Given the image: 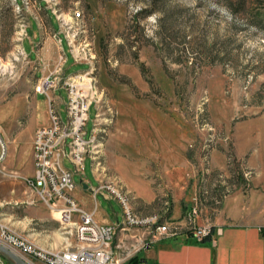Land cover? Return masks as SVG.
Masks as SVG:
<instances>
[{
  "label": "rangeland",
  "instance_id": "374dc122",
  "mask_svg": "<svg viewBox=\"0 0 264 264\" xmlns=\"http://www.w3.org/2000/svg\"><path fill=\"white\" fill-rule=\"evenodd\" d=\"M73 11L85 24L74 23ZM51 17L75 35L77 63L60 35L66 74L90 69L95 80L86 131L94 127L99 181L121 186L132 206H144L135 194H154L165 220L170 181L191 187L188 205L196 202L198 216L226 196L249 197L253 181L264 178V0H0V131L17 158L49 123L35 87L61 53ZM36 23L41 59L33 61L26 34L38 33ZM55 96L65 120L66 93ZM8 161L0 169V220L50 252L77 246L74 226L27 187L32 166L19 170ZM84 177L91 180L89 158ZM79 180L75 174L76 186ZM97 199L121 218L115 200Z\"/></svg>",
  "mask_w": 264,
  "mask_h": 264
},
{
  "label": "built area",
  "instance_id": "2783aa9c",
  "mask_svg": "<svg viewBox=\"0 0 264 264\" xmlns=\"http://www.w3.org/2000/svg\"><path fill=\"white\" fill-rule=\"evenodd\" d=\"M25 1V0H24ZM75 24H85L82 12L73 11ZM75 63L74 38L68 32V23L58 22ZM61 42L59 34L55 36ZM67 57L61 46L53 68L41 77L35 87V95H44L49 123L35 129L32 137L33 175L25 179L27 187L44 204L60 213L62 223L74 226L75 247H67L58 252L43 249L25 236H22L0 220V245L27 261L41 264H124L141 250L151 248L163 238L174 237L186 231L197 240L210 236L212 225L209 222L198 224V206L192 205L186 215L185 224L162 219L157 213L138 214L131 203V197L114 182L98 181L89 190L94 197L102 196L115 200L121 208V221L109 225L97 224L92 213L80 208L73 197L76 184L74 175L84 176V162L92 161L96 144L94 127L90 134L86 131L88 112L93 105L97 88L92 71L86 69L66 74L64 66ZM57 90H64L66 99V119L60 113V102L55 96ZM8 157V143L0 131V169ZM71 165V169L65 163ZM60 202V204H56ZM121 233V239L116 241ZM114 249L119 254L114 255ZM0 264H8L0 253Z\"/></svg>",
  "mask_w": 264,
  "mask_h": 264
},
{
  "label": "crops",
  "instance_id": "0c3cea01",
  "mask_svg": "<svg viewBox=\"0 0 264 264\" xmlns=\"http://www.w3.org/2000/svg\"><path fill=\"white\" fill-rule=\"evenodd\" d=\"M50 25L53 29L51 32L52 39L55 40V36L61 35V30L55 27L52 17ZM36 26L38 33H34L30 37L26 34L31 45V53H35L33 61L41 59L35 49L39 43L40 24L36 23ZM52 41L46 45V48L49 49L47 59L45 58L47 62L54 60V52L51 47L54 42ZM29 55L32 59V55ZM8 158L9 167L16 166L20 170L26 162L32 166L31 143L26 148L24 156L18 158L14 150L10 151L8 146ZM250 161L251 159H249ZM256 171L262 170L256 169ZM32 175L33 166L29 177ZM98 181L91 160V180L82 176L79 180V186H76L73 192V197L78 206L92 213L97 224L109 225L121 221L116 213L108 216L102 209V203L90 193L89 188L97 184ZM253 182V191L246 200L242 197L240 198L241 201L236 193L234 196H226L218 208L204 207L203 212L197 218V222L201 224L208 221L212 225L210 236L199 241L191 233L183 231L174 237L159 240L149 249L141 250L124 264H264V235L261 231L264 228V178L260 176L258 180L255 179ZM168 184L172 191V199L166 220L184 225L186 215L192 206V204L188 205V201L191 199L188 191L191 187L189 189L185 182L173 185L170 181ZM134 198L143 202V207L133 205L134 210L140 215L154 214L160 208L158 204H154V194H146L143 197L135 194ZM56 204L58 205L60 202ZM28 236L34 235L28 234ZM121 237L122 235L119 233L116 241ZM113 252L115 256H118L119 252L116 249ZM6 262L13 264L9 259Z\"/></svg>",
  "mask_w": 264,
  "mask_h": 264
},
{
  "label": "water",
  "instance_id": "95a60500",
  "mask_svg": "<svg viewBox=\"0 0 264 264\" xmlns=\"http://www.w3.org/2000/svg\"><path fill=\"white\" fill-rule=\"evenodd\" d=\"M0 253L7 259H9L13 264H28L20 256L16 255L15 253H13L2 245H0Z\"/></svg>",
  "mask_w": 264,
  "mask_h": 264
},
{
  "label": "trees",
  "instance_id": "16d2710c",
  "mask_svg": "<svg viewBox=\"0 0 264 264\" xmlns=\"http://www.w3.org/2000/svg\"><path fill=\"white\" fill-rule=\"evenodd\" d=\"M238 182H239V180H238ZM237 182V183H238ZM216 193H218V191L216 190V191H214V194H216ZM225 196V195H224ZM261 231H262V235H264V228L263 229H261Z\"/></svg>",
  "mask_w": 264,
  "mask_h": 264
},
{
  "label": "bare ground",
  "instance_id": "6f19581e",
  "mask_svg": "<svg viewBox=\"0 0 264 264\" xmlns=\"http://www.w3.org/2000/svg\"><path fill=\"white\" fill-rule=\"evenodd\" d=\"M59 214V218H60V213L58 211H56Z\"/></svg>",
  "mask_w": 264,
  "mask_h": 264
}]
</instances>
